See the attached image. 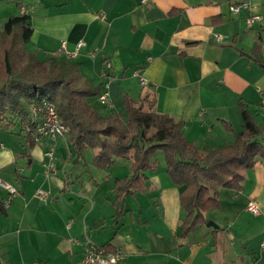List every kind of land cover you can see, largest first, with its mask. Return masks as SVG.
<instances>
[{
    "label": "crops",
    "instance_id": "1",
    "mask_svg": "<svg viewBox=\"0 0 264 264\" xmlns=\"http://www.w3.org/2000/svg\"><path fill=\"white\" fill-rule=\"evenodd\" d=\"M233 1L18 0L8 16L24 8L33 26L29 50L42 60H74L102 84L109 105L89 98L94 107L127 116V99L153 101V111L183 122L186 139L204 151L234 142L242 107L264 126V0H247L250 11L239 14L230 12ZM250 14L261 19L249 23ZM80 41L85 46L75 57L60 51ZM7 141L0 136V264H81L88 243L120 249L114 264H264L262 158L242 171L240 189H220L219 207L206 213L218 227L204 224L182 238V187L162 151L146 171V188L118 200L116 180L130 173L128 159L101 169L91 164L90 150L77 160L69 138H60L57 171L47 176L45 149L37 144L51 140L29 144L32 152ZM250 201L259 214L247 209Z\"/></svg>",
    "mask_w": 264,
    "mask_h": 264
},
{
    "label": "trees",
    "instance_id": "2",
    "mask_svg": "<svg viewBox=\"0 0 264 264\" xmlns=\"http://www.w3.org/2000/svg\"><path fill=\"white\" fill-rule=\"evenodd\" d=\"M32 33L27 11L11 15L0 29V129L19 123L20 134L34 146L38 123L32 120L30 104L52 101L69 128L67 137L77 160H85L90 150L91 164L101 169L119 159L131 162L128 176L116 180L118 200L146 188V171L157 167L153 155L162 151L168 173L182 187L179 237L206 224V213L220 205V189H240L242 171L258 157L264 160V126L247 108L242 107L243 126L233 143L203 151L186 139L183 122L153 111V101L146 106L127 99V116L115 111L102 114L88 100L100 96L102 84L95 86L74 60L55 56L42 60L26 46ZM41 67L45 79L38 74Z\"/></svg>",
    "mask_w": 264,
    "mask_h": 264
},
{
    "label": "built area",
    "instance_id": "3",
    "mask_svg": "<svg viewBox=\"0 0 264 264\" xmlns=\"http://www.w3.org/2000/svg\"><path fill=\"white\" fill-rule=\"evenodd\" d=\"M148 0H142L146 2ZM251 4L247 0H234L230 4V12L232 14H239L242 11H250ZM23 11H26L23 8ZM261 19L260 15L250 14L247 18L249 23H252L256 20ZM220 38V37H218ZM85 46L84 41L78 42L76 49L69 51L66 49L65 43L62 45L60 51L64 52L68 58L75 57L80 49ZM97 50L91 52V56H95ZM106 74V71L103 72V75ZM135 75L139 77L143 85L147 84L146 78L136 71ZM100 100L103 104L109 105L108 92L105 91L101 93ZM261 110L264 114V97L260 103ZM30 113L32 120L37 122L38 125L34 131V139L36 142H41L43 138L51 140V145L44 151V167L46 170L47 176H50L57 171V156H56V144L60 138L65 139L68 136L69 128L61 120L59 113L57 111L56 105L49 100H42L40 103L33 102L30 104ZM9 192L14 193L16 189L13 186H8ZM37 194L40 198L44 199L48 193L43 189H38ZM247 209L253 214L260 213V207L254 202L250 201L247 205ZM264 245V244H263ZM121 256L120 249H117L116 252H107L103 247L97 246L93 243H88L81 257V264H114L116 263Z\"/></svg>",
    "mask_w": 264,
    "mask_h": 264
},
{
    "label": "rangeland",
    "instance_id": "4",
    "mask_svg": "<svg viewBox=\"0 0 264 264\" xmlns=\"http://www.w3.org/2000/svg\"><path fill=\"white\" fill-rule=\"evenodd\" d=\"M29 7H30V3ZM9 6L12 7V11L11 13H15L16 7H18V0H0V29L3 28L5 21L7 20L8 15H10V13H8L9 10ZM10 7V8H11ZM8 13V14H7ZM7 15V17H6ZM38 74L40 76V78L45 79L46 78V72L44 67L38 68ZM98 111H100L102 114L104 115H108L111 114V111L107 109V107H105V105L101 104L98 105V107H95ZM20 130H21V126L19 123H16L15 125H12L9 129H0V136H5L6 138H9V141H7V143H13V144H17L20 145L23 148L28 149L30 152L33 151V149L30 148L29 143L26 139V137L24 136V134H20ZM1 141H6L4 138H2ZM37 148H43L46 149L48 148L50 145L49 144H44V143H39L37 144ZM73 148V147H72ZM155 157H163L162 152H158L157 155Z\"/></svg>",
    "mask_w": 264,
    "mask_h": 264
},
{
    "label": "water",
    "instance_id": "5",
    "mask_svg": "<svg viewBox=\"0 0 264 264\" xmlns=\"http://www.w3.org/2000/svg\"><path fill=\"white\" fill-rule=\"evenodd\" d=\"M206 224H207V226H215V227H218V225L214 221H212V220L207 221Z\"/></svg>",
    "mask_w": 264,
    "mask_h": 264
}]
</instances>
